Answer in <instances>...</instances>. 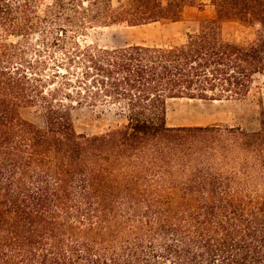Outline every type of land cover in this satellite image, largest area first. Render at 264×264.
Returning a JSON list of instances; mask_svg holds the SVG:
<instances>
[{
  "label": "trees",
  "instance_id": "16d2710c",
  "mask_svg": "<svg viewBox=\"0 0 264 264\" xmlns=\"http://www.w3.org/2000/svg\"><path fill=\"white\" fill-rule=\"evenodd\" d=\"M209 2L216 19L182 43L99 48L77 39L88 23L202 3L0 0V264H264V116L167 124L170 100L241 102L264 76V0ZM222 19L258 29L229 42ZM95 101L124 123L76 133L72 103Z\"/></svg>",
  "mask_w": 264,
  "mask_h": 264
},
{
  "label": "rangeland",
  "instance_id": "374dc122",
  "mask_svg": "<svg viewBox=\"0 0 264 264\" xmlns=\"http://www.w3.org/2000/svg\"><path fill=\"white\" fill-rule=\"evenodd\" d=\"M123 0H112L116 6ZM202 5L186 6L183 18L177 22H155L129 26L126 23L106 25L91 22L77 39L81 44L99 48L123 47L133 44L146 46L174 45L185 41L188 33H194L210 20L216 19L215 9L209 0H198ZM224 40L244 43L254 38L258 25H247L233 20H218ZM71 121L78 134L93 136L121 126L124 118L117 106L110 102L95 101L72 103ZM168 125H209L215 123L255 126L264 116V76L254 80L252 95L246 100L202 101L174 99L167 105ZM23 118L38 126H44L43 111L39 106L22 109Z\"/></svg>",
  "mask_w": 264,
  "mask_h": 264
}]
</instances>
